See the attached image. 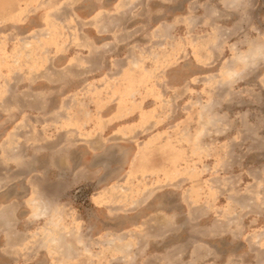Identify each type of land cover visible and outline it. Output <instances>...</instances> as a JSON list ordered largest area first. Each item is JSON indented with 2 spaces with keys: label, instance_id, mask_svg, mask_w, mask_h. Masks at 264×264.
<instances>
[{
  "label": "rangeland",
  "instance_id": "rangeland-1",
  "mask_svg": "<svg viewBox=\"0 0 264 264\" xmlns=\"http://www.w3.org/2000/svg\"><path fill=\"white\" fill-rule=\"evenodd\" d=\"M0 264H264V0H0Z\"/></svg>",
  "mask_w": 264,
  "mask_h": 264
},
{
  "label": "clouds",
  "instance_id": "clouds-1",
  "mask_svg": "<svg viewBox=\"0 0 264 264\" xmlns=\"http://www.w3.org/2000/svg\"><path fill=\"white\" fill-rule=\"evenodd\" d=\"M241 63L243 64V60H241ZM239 71H240V70H237V71H235V72L229 73V74H228V78L231 79V78H233V77L238 76V75H239Z\"/></svg>",
  "mask_w": 264,
  "mask_h": 264
},
{
  "label": "crops",
  "instance_id": "crops-1",
  "mask_svg": "<svg viewBox=\"0 0 264 264\" xmlns=\"http://www.w3.org/2000/svg\"><path fill=\"white\" fill-rule=\"evenodd\" d=\"M10 138H12V137H11V136H10V137H8V139L6 140V143L4 142V143H5V145H4V146H7V144H8V140H9ZM4 143H3V144H4Z\"/></svg>",
  "mask_w": 264,
  "mask_h": 264
}]
</instances>
